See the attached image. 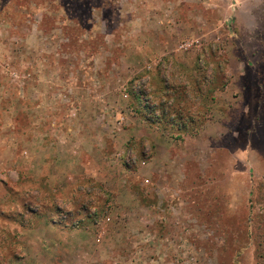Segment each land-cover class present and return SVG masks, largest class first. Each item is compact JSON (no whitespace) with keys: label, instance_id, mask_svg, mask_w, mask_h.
Segmentation results:
<instances>
[{"label":"rangeland","instance_id":"obj_1","mask_svg":"<svg viewBox=\"0 0 264 264\" xmlns=\"http://www.w3.org/2000/svg\"><path fill=\"white\" fill-rule=\"evenodd\" d=\"M0 264H264V0H0Z\"/></svg>","mask_w":264,"mask_h":264}]
</instances>
